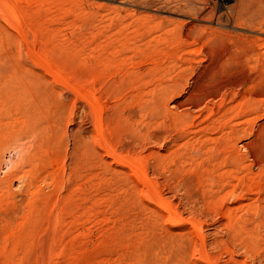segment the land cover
Listing matches in <instances>:
<instances>
[{
	"label": "rangeland",
	"instance_id": "rangeland-1",
	"mask_svg": "<svg viewBox=\"0 0 264 264\" xmlns=\"http://www.w3.org/2000/svg\"><path fill=\"white\" fill-rule=\"evenodd\" d=\"M12 1L0 264H264V0Z\"/></svg>",
	"mask_w": 264,
	"mask_h": 264
},
{
	"label": "bare ground",
	"instance_id": "bare-ground-1",
	"mask_svg": "<svg viewBox=\"0 0 264 264\" xmlns=\"http://www.w3.org/2000/svg\"><path fill=\"white\" fill-rule=\"evenodd\" d=\"M0 10H1V12L4 14V16H5V18H4V21L6 22V20H8V21H12L13 23L14 22H16V24H17V21H19V15H18V13H17V10H16V7H15V5H14V3H13V1L12 0H0ZM3 16V15H2ZM11 22V24H13ZM8 23V22H7ZM15 24V23H14ZM15 24V25H16ZM13 26V25H12ZM43 66V65H42ZM44 67V66H43ZM51 73L53 74V77L54 76H56L57 77V79H60V78H62V75H61V73H59V71L57 72V70H55V71H51ZM81 87H83V86H81ZM85 87H83V89H84ZM78 89H80V90H78V91H80V93H83V90H81L82 88H80V87H78ZM86 90L87 89H85V91H84V93L86 92ZM90 92V90H87V92ZM83 93V95L85 96L86 95V97L88 96V99H89V97H90V95H87V94H84ZM89 94V93H88ZM95 98V97H94ZM92 99V101H94V102H96V101H98V100H96V99H94L93 100V98H91ZM90 99V100H91ZM95 104H97V107H99L98 105H99V102L97 103H95ZM94 107H95V105H94ZM96 108V107H95ZM206 108V107H205ZM221 110V109H220ZM101 112V111H100ZM179 114H181V113H179ZM196 117V116H195ZM200 117V116H199ZM185 120V119H184ZM181 121V120H180ZM198 121V120H197ZM204 122H205V120H204ZM199 127V126H198ZM99 136V135H98ZM209 138H211V137H209ZM220 138V137H219ZM101 140V139H100ZM103 148L105 149V151L108 153L109 152V149H108V147L107 146H105V145H103ZM104 153V152H103ZM112 152L110 151V155L112 156V157H114L115 155L112 153ZM108 157V156H107ZM116 157H117V155H116ZM115 158V157H114ZM118 158V157H117ZM115 160H116V158H115ZM120 160V159H119ZM128 160V159H127ZM117 161H118V159H117ZM119 162H122V160H120ZM126 164H127V166L129 167V168H131L133 171H134V175L136 176V178L139 180V181H141V182H146V183H149V179L147 178V176H146V174H145V172H143V171H138V168H140V166H142V165H140V162L139 161H133V160H128V161H126ZM142 168V167H141ZM140 168V169H141ZM146 185V184H145ZM151 190V189H150ZM149 194V193H148ZM150 195V194H149ZM156 203H157V205L159 206V207H161V208H164V209H169V204L167 203V202H165V201H163V200H157L156 201ZM171 209V208H170ZM167 211V210H166ZM169 213V216H170V218H172V220L174 219V220H176V221H181V219H179L178 217H177V213L175 214V213H172V212H168ZM169 218V217H168ZM173 220V221H174ZM178 223V222H177Z\"/></svg>",
	"mask_w": 264,
	"mask_h": 264
},
{
	"label": "built area",
	"instance_id": "built-area-1",
	"mask_svg": "<svg viewBox=\"0 0 264 264\" xmlns=\"http://www.w3.org/2000/svg\"><path fill=\"white\" fill-rule=\"evenodd\" d=\"M207 4L215 5V7L225 8L228 6V0H202Z\"/></svg>",
	"mask_w": 264,
	"mask_h": 264
}]
</instances>
